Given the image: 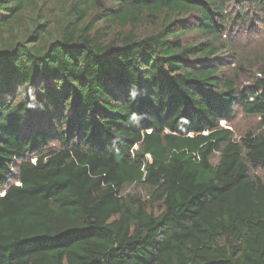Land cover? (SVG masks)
Listing matches in <instances>:
<instances>
[{
	"label": "trees",
	"instance_id": "1",
	"mask_svg": "<svg viewBox=\"0 0 264 264\" xmlns=\"http://www.w3.org/2000/svg\"><path fill=\"white\" fill-rule=\"evenodd\" d=\"M238 112L264 0H0V264H264Z\"/></svg>",
	"mask_w": 264,
	"mask_h": 264
},
{
	"label": "rangeland",
	"instance_id": "2",
	"mask_svg": "<svg viewBox=\"0 0 264 264\" xmlns=\"http://www.w3.org/2000/svg\"><path fill=\"white\" fill-rule=\"evenodd\" d=\"M193 39H196V36L189 37L188 42ZM222 126L231 127L237 137L241 136L250 129H257L260 126L264 128L260 117H246L239 112L231 119L230 123L222 121Z\"/></svg>",
	"mask_w": 264,
	"mask_h": 264
},
{
	"label": "built area",
	"instance_id": "3",
	"mask_svg": "<svg viewBox=\"0 0 264 264\" xmlns=\"http://www.w3.org/2000/svg\"><path fill=\"white\" fill-rule=\"evenodd\" d=\"M224 128H226V129H228V130H232L231 127H224Z\"/></svg>",
	"mask_w": 264,
	"mask_h": 264
}]
</instances>
